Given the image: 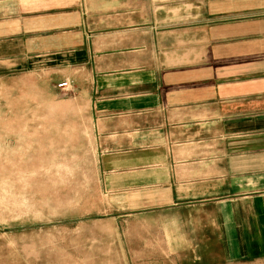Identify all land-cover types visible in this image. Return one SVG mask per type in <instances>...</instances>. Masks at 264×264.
<instances>
[{
  "label": "crops",
  "instance_id": "crops-1",
  "mask_svg": "<svg viewBox=\"0 0 264 264\" xmlns=\"http://www.w3.org/2000/svg\"><path fill=\"white\" fill-rule=\"evenodd\" d=\"M15 75L72 83L118 264H264V0H0Z\"/></svg>",
  "mask_w": 264,
  "mask_h": 264
},
{
  "label": "rangeland",
  "instance_id": "rangeland-1",
  "mask_svg": "<svg viewBox=\"0 0 264 264\" xmlns=\"http://www.w3.org/2000/svg\"><path fill=\"white\" fill-rule=\"evenodd\" d=\"M36 78L0 79V264H118V244L81 222L103 198L72 91Z\"/></svg>",
  "mask_w": 264,
  "mask_h": 264
},
{
  "label": "built area",
  "instance_id": "built-area-1",
  "mask_svg": "<svg viewBox=\"0 0 264 264\" xmlns=\"http://www.w3.org/2000/svg\"><path fill=\"white\" fill-rule=\"evenodd\" d=\"M57 87L65 92H70L72 91V83L70 81H63L59 84H57Z\"/></svg>",
  "mask_w": 264,
  "mask_h": 264
}]
</instances>
